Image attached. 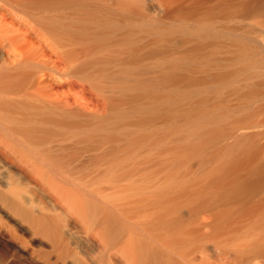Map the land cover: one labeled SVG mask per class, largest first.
<instances>
[{
  "label": "bare ground",
  "instance_id": "6f19581e",
  "mask_svg": "<svg viewBox=\"0 0 264 264\" xmlns=\"http://www.w3.org/2000/svg\"><path fill=\"white\" fill-rule=\"evenodd\" d=\"M0 264H264V0H0Z\"/></svg>",
  "mask_w": 264,
  "mask_h": 264
}]
</instances>
